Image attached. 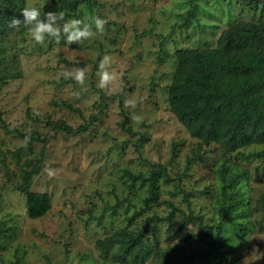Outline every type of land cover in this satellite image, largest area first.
I'll use <instances>...</instances> for the list:
<instances>
[{"label": "rangeland", "instance_id": "374dc122", "mask_svg": "<svg viewBox=\"0 0 264 264\" xmlns=\"http://www.w3.org/2000/svg\"><path fill=\"white\" fill-rule=\"evenodd\" d=\"M54 1L23 0L17 18L22 19L25 7L50 12ZM61 11L66 19L89 24L94 17L106 19L105 31L71 45L63 37L59 44L47 38L45 46L37 45L23 26L0 37V70L8 68L16 75L0 88L1 117L20 131L36 130L40 138L47 137L30 190L47 193L51 204L43 216L27 217L24 195L15 185L25 157L37 156L41 142L31 143L29 155L17 153L25 140L5 132L0 123V226L8 228L0 233V264H118L98 257L95 239L124 227L138 229L154 215L156 237L150 221L147 242L179 256L201 247L184 236L198 229L196 222L181 226L189 211L201 215L206 225L221 221L224 241L219 249H235L226 259L235 255L244 264H264V142L240 147L226 159L218 144L200 143L188 133L170 111L168 99L175 51L214 47L235 22L263 20L264 0L251 5L240 0H84L71 11ZM105 56L117 75L110 90L97 86ZM82 67L88 69L84 88L62 75ZM121 111L130 131L119 125ZM46 117L86 130H54L45 124ZM157 164L165 166L173 182L162 184L158 202L142 211L146 189L127 179L123 170L135 173ZM223 164L230 173L239 171L237 180L226 186L234 196L227 203L220 193ZM46 168L55 175L50 178ZM177 184L188 193L189 205L183 193L174 194ZM116 198L123 200L117 204ZM166 200L176 207L172 213ZM223 205L227 209L220 219ZM143 264L162 260L152 256ZM187 264L217 261L200 256L187 259Z\"/></svg>", "mask_w": 264, "mask_h": 264}, {"label": "trees", "instance_id": "16d2710c", "mask_svg": "<svg viewBox=\"0 0 264 264\" xmlns=\"http://www.w3.org/2000/svg\"><path fill=\"white\" fill-rule=\"evenodd\" d=\"M22 1L0 0V37L7 36L11 31L9 22L13 17L17 18ZM83 1L56 0L49 8L57 13L63 9L71 11ZM256 1L240 0V3L251 5ZM175 57L177 65L168 88L169 108L191 136L197 138L200 143L218 144L222 157L226 159L240 147L264 142V19L258 22L239 20L222 31L214 47L179 48L175 51ZM15 76L8 68L0 70V88L8 78ZM65 105L73 108L71 104ZM121 113L123 117L119 125L123 130L130 131V127L125 125L124 112ZM0 123L5 132L15 134L23 140L28 137L27 143L21 146L17 153L29 155L31 143L41 142L37 156L25 157L19 171L20 182L15 185V189L24 195L27 217L39 218L49 210L50 199L47 193L31 191L30 182L40 171L47 137L40 138L36 130L20 131L5 122L1 113ZM45 124L66 133H80L86 130L84 126L74 129L59 118L50 121L49 117H46ZM228 168L227 164H223L218 171L222 203H227L228 197L232 196L227 193L226 186L234 183L239 174L238 170L228 172ZM123 173L131 182H138L145 187V195L140 199L142 211L150 209L158 202L162 184L173 182V178L161 164L135 173L124 169ZM179 177L177 176L178 179ZM176 192L183 193L182 198L189 205L188 193L181 189L179 184L174 194ZM121 200L123 199L116 198L117 204ZM129 204L131 205L130 202ZM166 204L171 208L170 213L176 209L171 201L166 200ZM231 205L233 204L229 206ZM226 209L224 205L220 207V219ZM156 218V215L146 217L144 225L138 229L124 227L96 238L94 246L98 250V257L101 260L111 259L118 264H143L152 256L161 258L162 264H187L189 258L206 256L217 261V264H244L235 255L226 259L227 253H233L235 249H219L221 241H224L221 221L206 225L203 217L193 214L192 211L183 215L181 226H186L188 222L197 223L198 229L195 232L186 231L184 236L200 243V248H190L179 256L153 248L147 242L146 228L150 221H153L151 234L155 238ZM260 227L264 229V225L260 224ZM7 229L0 226V233ZM114 247L115 250L112 249Z\"/></svg>", "mask_w": 264, "mask_h": 264}, {"label": "clouds", "instance_id": "9594fccd", "mask_svg": "<svg viewBox=\"0 0 264 264\" xmlns=\"http://www.w3.org/2000/svg\"><path fill=\"white\" fill-rule=\"evenodd\" d=\"M20 15L22 19L13 17L8 26L16 29L23 26L27 29L30 39L41 46H45L47 38L54 39L57 44L60 43L62 37L68 45L84 43L94 39L97 35H102L107 24V20L100 17H94L91 24L84 23L80 19H66V13L63 11L59 13L50 11L42 14V10L36 6L23 8ZM87 72L88 69L82 67L65 70L62 75L65 79H71L81 88H84L88 78ZM98 75L97 86L101 90H110L117 80V75L111 71V58L109 56L103 57L100 61ZM73 95L78 96L79 93L74 92ZM133 118L137 122L141 120L138 116ZM27 141L28 137L25 138V143ZM45 171L50 178L55 175V170L46 168Z\"/></svg>", "mask_w": 264, "mask_h": 264}]
</instances>
